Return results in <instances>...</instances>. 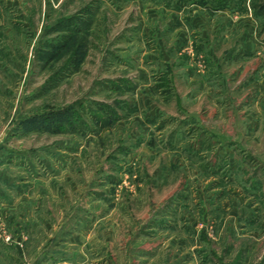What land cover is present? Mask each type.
Returning a JSON list of instances; mask_svg holds the SVG:
<instances>
[{
    "label": "rangeland",
    "instance_id": "374dc122",
    "mask_svg": "<svg viewBox=\"0 0 264 264\" xmlns=\"http://www.w3.org/2000/svg\"><path fill=\"white\" fill-rule=\"evenodd\" d=\"M252 204L264 0H0V264H146Z\"/></svg>",
    "mask_w": 264,
    "mask_h": 264
},
{
    "label": "crops",
    "instance_id": "0c3cea01",
    "mask_svg": "<svg viewBox=\"0 0 264 264\" xmlns=\"http://www.w3.org/2000/svg\"><path fill=\"white\" fill-rule=\"evenodd\" d=\"M209 195L210 197H214V194ZM233 195L235 201L236 197L240 198V196L238 197L234 192ZM212 200H214L212 203L208 200L206 204L210 209L217 204V201L219 202L218 199ZM236 204L235 202L231 205L236 207ZM227 206L228 205L224 204V201H222L219 207L223 211L228 212ZM259 210L260 208H258V205L254 204L245 208L240 206L239 210H230V215L232 218H235L234 221L229 223L224 222L221 228L216 227L214 223L216 229L215 235H209L206 239L204 238L205 246L203 248L197 236L188 237L187 239L182 238L181 240L176 239V245L178 246L177 251L157 252L155 254L145 253V256L143 255L144 257H141V259H146V264L149 262L151 263L154 259L157 260L155 264H264V214L263 217L258 220H247L244 218V213H247V218H252V213L256 214ZM189 214H191L190 211ZM241 215L244 216L242 217ZM189 217L191 218V216ZM254 217H256V215H254ZM237 218H239V220ZM195 225L196 224L193 222L190 227H194ZM197 248L201 249L202 253L199 254L194 252ZM159 258L162 259L161 262L158 260Z\"/></svg>",
    "mask_w": 264,
    "mask_h": 264
},
{
    "label": "trees",
    "instance_id": "16d2710c",
    "mask_svg": "<svg viewBox=\"0 0 264 264\" xmlns=\"http://www.w3.org/2000/svg\"><path fill=\"white\" fill-rule=\"evenodd\" d=\"M67 22H68V21H66L65 23H67ZM61 23H63V22H61ZM61 25H63V24H61ZM66 42H67V41H66ZM66 42H65V43H66ZM66 45H67V44H65V46L63 45L62 47H63V48H64V47L66 48V47H67ZM59 48L61 49V46H60Z\"/></svg>",
    "mask_w": 264,
    "mask_h": 264
}]
</instances>
